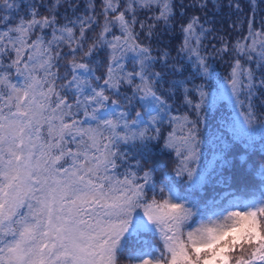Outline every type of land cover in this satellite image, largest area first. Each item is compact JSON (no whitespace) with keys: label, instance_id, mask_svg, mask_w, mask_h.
<instances>
[{"label":"snow or ice","instance_id":"snow-or-ice-1","mask_svg":"<svg viewBox=\"0 0 264 264\" xmlns=\"http://www.w3.org/2000/svg\"><path fill=\"white\" fill-rule=\"evenodd\" d=\"M208 2L0 0V264H264V0Z\"/></svg>","mask_w":264,"mask_h":264},{"label":"trees","instance_id":"trees-1","mask_svg":"<svg viewBox=\"0 0 264 264\" xmlns=\"http://www.w3.org/2000/svg\"><path fill=\"white\" fill-rule=\"evenodd\" d=\"M176 2L177 4L183 3L187 6L192 3V0H176ZM231 2L233 4L238 2L241 5L243 12H237L234 7H229L230 0H209L206 12L191 8L188 9V15H200L202 18L206 16L207 23L205 24V27L214 29L213 33L204 41V43L208 45L209 51H211L212 44H216L217 47L219 46V42L213 39L215 35H225L234 42L241 35L246 34V22L243 23L242 26L238 23V26L235 29L232 27V24L233 22L246 21L247 17L250 15L249 0H231ZM259 7L260 9H264V4H260ZM61 11H63V9ZM262 17H264V11H258L256 15L257 27H259ZM164 43L175 47L178 43V36L176 39L172 40H169L168 37H164ZM227 60L228 57H225L224 59L217 58L214 60L216 72L223 75L227 71ZM230 111L231 109L229 108L219 110L213 109L205 114L206 118L201 126L205 139V144L203 145L202 165H208V162L213 160L214 153L221 146L218 138L221 136H224L225 138L227 137V130L223 127V124L227 113ZM260 144L261 141L258 135L256 138L257 149L260 147ZM163 159L167 160L168 158L164 157ZM255 159L259 161V155H256Z\"/></svg>","mask_w":264,"mask_h":264}]
</instances>
